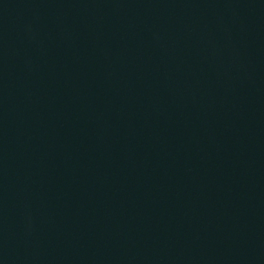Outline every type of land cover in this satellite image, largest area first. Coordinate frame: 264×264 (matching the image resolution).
Masks as SVG:
<instances>
[{
    "label": "water",
    "instance_id": "95a60500",
    "mask_svg": "<svg viewBox=\"0 0 264 264\" xmlns=\"http://www.w3.org/2000/svg\"><path fill=\"white\" fill-rule=\"evenodd\" d=\"M0 264H264V0H0Z\"/></svg>",
    "mask_w": 264,
    "mask_h": 264
}]
</instances>
